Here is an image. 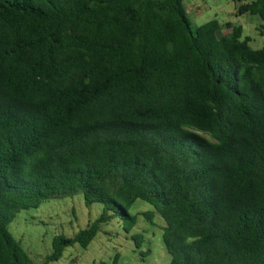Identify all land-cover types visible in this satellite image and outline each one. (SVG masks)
Segmentation results:
<instances>
[{"label": "trees", "instance_id": "trees-1", "mask_svg": "<svg viewBox=\"0 0 264 264\" xmlns=\"http://www.w3.org/2000/svg\"><path fill=\"white\" fill-rule=\"evenodd\" d=\"M186 1L0 0V264H36L20 212L77 195L102 213L41 264L118 214L130 232L138 201L169 264H264V47Z\"/></svg>", "mask_w": 264, "mask_h": 264}, {"label": "rangeland", "instance_id": "rangeland-1", "mask_svg": "<svg viewBox=\"0 0 264 264\" xmlns=\"http://www.w3.org/2000/svg\"><path fill=\"white\" fill-rule=\"evenodd\" d=\"M186 4L194 27L217 19L223 25L240 26L254 49L264 47V22L258 16H239L241 3L233 0H187ZM230 31H220L218 36ZM102 209L99 204L86 207L83 195L52 199L42 202L36 209L20 212L8 229L33 261L41 264L52 254L55 236H74L94 222ZM148 211H154V208L147 202L138 201L130 209L132 215L139 214L138 224L133 230L125 231L121 214H118L101 226L87 248L77 243L66 248L59 261L50 264H169L171 257L163 244L165 223L157 214L152 222L141 215ZM136 235L141 237L139 247L133 238Z\"/></svg>", "mask_w": 264, "mask_h": 264}]
</instances>
